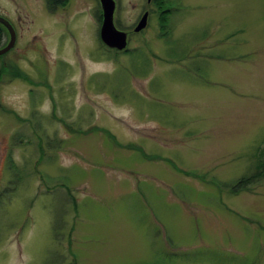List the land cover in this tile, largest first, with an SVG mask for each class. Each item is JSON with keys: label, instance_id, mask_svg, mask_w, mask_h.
I'll list each match as a JSON object with an SVG mask.
<instances>
[{"label": "rangeland", "instance_id": "obj_1", "mask_svg": "<svg viewBox=\"0 0 264 264\" xmlns=\"http://www.w3.org/2000/svg\"><path fill=\"white\" fill-rule=\"evenodd\" d=\"M114 1L0 0V264H264V0Z\"/></svg>", "mask_w": 264, "mask_h": 264}, {"label": "water", "instance_id": "obj_2", "mask_svg": "<svg viewBox=\"0 0 264 264\" xmlns=\"http://www.w3.org/2000/svg\"><path fill=\"white\" fill-rule=\"evenodd\" d=\"M102 22L99 28L100 41L109 49L123 51L127 48L129 33L118 30L114 25L116 2L114 0H98ZM148 13H144L133 32L138 33L147 25ZM0 27L8 34V42L0 47V56L8 53L15 45L16 33L11 24L0 17Z\"/></svg>", "mask_w": 264, "mask_h": 264}, {"label": "trees", "instance_id": "obj_3", "mask_svg": "<svg viewBox=\"0 0 264 264\" xmlns=\"http://www.w3.org/2000/svg\"><path fill=\"white\" fill-rule=\"evenodd\" d=\"M67 0L65 1H61V3H65ZM163 0H159V2L161 3ZM51 5V4H50ZM51 7L53 8L54 5H51ZM0 30H3L1 27H0ZM0 47H1V43H0ZM2 57V56H1ZM2 73V68L0 69V74ZM1 76V75H0ZM29 82H31L29 79H28ZM261 150V149H260ZM263 156V155H262ZM153 158V157H152ZM262 157H256V165H255V168H254V172L249 175L248 177L246 178H242L238 183L237 185L234 186V189L235 188H240L238 190H244L245 188L248 189L249 186H254L256 185L259 181H261L262 179H264V157L261 159ZM170 163V162H169ZM176 168V167H175ZM198 178H203V176H199ZM68 187V186H67ZM67 187H64V189H66L67 193H69L74 205L76 206V201L74 199V196H71L70 194V189L67 188ZM57 224L58 222H55V227H57ZM75 257V256H74Z\"/></svg>", "mask_w": 264, "mask_h": 264}, {"label": "flooded vegetation", "instance_id": "obj_4", "mask_svg": "<svg viewBox=\"0 0 264 264\" xmlns=\"http://www.w3.org/2000/svg\"><path fill=\"white\" fill-rule=\"evenodd\" d=\"M61 1H65V0H47V3L51 5H55V8L59 6V4L61 3ZM67 2V1H66ZM54 8V7H53ZM5 18V17H4ZM16 43V42H15Z\"/></svg>", "mask_w": 264, "mask_h": 264}]
</instances>
